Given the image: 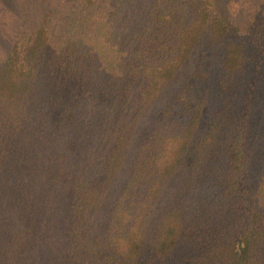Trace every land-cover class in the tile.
Listing matches in <instances>:
<instances>
[{"label":"trees","instance_id":"1","mask_svg":"<svg viewBox=\"0 0 264 264\" xmlns=\"http://www.w3.org/2000/svg\"><path fill=\"white\" fill-rule=\"evenodd\" d=\"M227 2L28 1L0 42V264H264V0Z\"/></svg>","mask_w":264,"mask_h":264},{"label":"rangeland","instance_id":"2","mask_svg":"<svg viewBox=\"0 0 264 264\" xmlns=\"http://www.w3.org/2000/svg\"><path fill=\"white\" fill-rule=\"evenodd\" d=\"M29 0H0V42H5L13 30L15 25L21 20L23 14L27 12V3ZM39 2H45L46 0H33ZM226 7L229 11L234 9L233 0H227ZM43 6V4H42ZM200 53L195 55L196 59ZM203 67L210 75V82L217 74V63L219 56H215L211 52L203 53ZM264 63V62H263ZM259 92L257 93L258 99L256 100V108L259 109L258 113L264 118V64L259 71ZM207 113V111H206ZM204 114V120L207 118V114ZM262 121H264L262 119Z\"/></svg>","mask_w":264,"mask_h":264}]
</instances>
